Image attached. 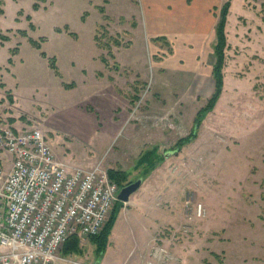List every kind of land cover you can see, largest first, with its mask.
Segmentation results:
<instances>
[{
  "label": "rangeland",
  "instance_id": "rangeland-1",
  "mask_svg": "<svg viewBox=\"0 0 264 264\" xmlns=\"http://www.w3.org/2000/svg\"><path fill=\"white\" fill-rule=\"evenodd\" d=\"M0 1L8 38L0 40V65L20 48L17 80L5 78L19 99L16 127L42 128L71 167L102 162L127 173L124 187L145 176L104 226L118 211L122 264H264V0ZM227 2L223 88L199 117L216 90V26ZM101 26L123 43L113 46L109 67L95 40ZM30 39L77 89L65 90ZM153 148L155 163L167 162L148 173L138 162ZM113 229L104 252L79 237L70 256L100 264Z\"/></svg>",
  "mask_w": 264,
  "mask_h": 264
},
{
  "label": "built area",
  "instance_id": "built-area-1",
  "mask_svg": "<svg viewBox=\"0 0 264 264\" xmlns=\"http://www.w3.org/2000/svg\"><path fill=\"white\" fill-rule=\"evenodd\" d=\"M0 148L11 156V170L0 167V264H83L62 250L102 232L121 191L108 169L60 161L40 127L5 126Z\"/></svg>",
  "mask_w": 264,
  "mask_h": 264
},
{
  "label": "trees",
  "instance_id": "trees-1",
  "mask_svg": "<svg viewBox=\"0 0 264 264\" xmlns=\"http://www.w3.org/2000/svg\"><path fill=\"white\" fill-rule=\"evenodd\" d=\"M42 1H44V0H42ZM2 5H3V3L0 1V6H2ZM229 7H230L229 2H227L225 5L222 6L221 17H220L219 22L216 26V46H215L216 64L214 67V79H215V83H216V90H215L213 97L209 101L208 106L199 113V115H198L199 117H202V115L205 112H208L209 110L213 109V107L215 106V104H216V102H217V100L220 97L221 92H222V88H223L222 70L224 67L225 48L227 45L225 27H226V18H227L228 12H229ZM33 8H34V10L37 11L40 9V6L38 5V3H35L33 5ZM99 10L102 14H105V12H106L103 7H100ZM4 14H5L4 9L0 7V15H4ZM27 20L30 22V28L32 30H35V25L32 23V17L27 16ZM66 29H68V28H66ZM100 29L104 30V32L102 33V38L99 36V33H98L97 36L95 37V40L98 44V47L107 52L106 56L101 57V61L105 64L106 67H109L110 63L108 61V56L114 57V54L112 51L113 46L119 47V46H122L123 43L119 39V36H116V37L111 36L105 27L101 26ZM57 31L60 33L61 29H57ZM21 32L24 35L26 34L25 31H21ZM71 34L74 37H76L75 33H71ZM0 40H1L2 44H4L6 41H8V38L4 34L1 33L0 34ZM29 41L34 48H36L39 51L42 50V42H38V41H35L32 39H30ZM18 52H19V46L14 48L11 51L12 56L9 58V61H8L9 64L13 63V56H15ZM41 56L48 60L50 68L55 71L57 76H60V71H59V68L57 65V59L55 57H48V55L43 51H41ZM99 76H102V73H99ZM65 87L67 89H72L75 87V85L71 83V84H66ZM137 99L138 98L133 97V98H131L130 101H131V103H134ZM192 136H194V135L192 134ZM191 138H189L188 140H191ZM157 150L158 149L153 148L151 151H149V157L146 158L147 159L146 161H144L142 159L138 162V164L143 163L144 166L148 167V169H147L148 173L153 171L154 169H156L158 167V165L162 162L160 160H157V163H155L156 162L155 161L156 160L155 155L157 154ZM146 156H148V155H146ZM108 173H109V177L112 181H114L117 184H119L120 186L124 187V185L127 181V173L125 171L118 170V169H110V170H108ZM141 178L143 179V178H145V176H142L139 179H141ZM119 203L124 204L120 201H119ZM117 214H118V211H115L114 214L112 215L111 219L109 220L108 224L103 229V232L101 235L99 234L98 236L92 237L94 239V241L98 242L97 244L100 247L101 252H104L106 249V244L108 242L109 236H110L111 231H112L114 224L116 222ZM78 239H79V237H77V236H72L68 239V241L65 243L63 250H62L64 255H70V253L79 250V240Z\"/></svg>",
  "mask_w": 264,
  "mask_h": 264
},
{
  "label": "crops",
  "instance_id": "crops-1",
  "mask_svg": "<svg viewBox=\"0 0 264 264\" xmlns=\"http://www.w3.org/2000/svg\"><path fill=\"white\" fill-rule=\"evenodd\" d=\"M47 2V1H46ZM5 15V14H4ZM3 47V46H0V48ZM13 49H11L12 51ZM20 55V48H19V52L13 56V63L12 64H9V60L7 61L6 64L4 65H0V132L1 130L5 127V126H8V125H5L4 124V121H8L11 125V127L15 128V129H19L18 127V121H15L14 120V116H13V107L17 104H19V99L18 97L16 96V94L13 92L12 88H10L7 84V82L5 81V78L7 76H10L12 78H15L17 80V77L15 75V68H16V58ZM41 55V54H40ZM45 59V58H44ZM47 60V59H46ZM49 63V62H48ZM58 65V64H57ZM75 65V64H74ZM50 67V66H49ZM59 68V67H58ZM51 69V68H50ZM52 70V69H51ZM55 74V77L59 79V81L62 83V85L64 83H66L64 81V78H63V75L60 71V76H57L55 71L52 70ZM102 72V70H100ZM67 84V83H66ZM14 85L16 86L15 89L17 88V83H14ZM2 87V88H1ZM64 87V85H63ZM66 91H71V90H75L77 88H72V89H67L66 87H64ZM6 92V93H5ZM8 92V93H7ZM110 94V93H109ZM6 95L8 97H10V100L7 99ZM13 96V97H12ZM10 101V102H9ZM93 112H95L93 110ZM55 153V151H54ZM167 162V158L165 160H163L161 163H166ZM98 163L100 162H97V161H90L88 164H87V168H92L94 167L95 165H97ZM67 165H69V163H65ZM70 166V165H69ZM75 166V165H74ZM0 167H2L4 170L6 171H10L11 170V156L9 155V153H6L4 151H2L0 149ZM71 167V166H70ZM161 166L157 167L156 170H158ZM86 168V167H85ZM153 174V173H152ZM145 179V178H143ZM145 184L144 180H143V183L140 187L139 190H141L143 188V185ZM185 190V188H183ZM182 189V190H183ZM139 190L137 192H139ZM136 192V193H137ZM137 195V194H136ZM135 195V196H136ZM134 195H132V197L130 198V201L129 203L133 200L132 198H135L133 197ZM134 201L136 202V199H134ZM133 214L131 215V217L134 216V218H136V213L135 212H132ZM119 219L117 220V223H118ZM117 223L113 229V232H112V235H111V241H113L112 243V247H110L108 249V252L107 254L104 256L103 260L101 261L100 264H122L123 263V259H124V256H125V251L126 248H123L121 249L118 244H117V237H115V228L117 226ZM116 239V241H115ZM128 249V248H127ZM112 252L113 255H116V256H113L112 257V260H110L111 258L110 257H107V255L109 256V254ZM131 253V252H129ZM80 261V260H79ZM82 263V261H80Z\"/></svg>",
  "mask_w": 264,
  "mask_h": 264
},
{
  "label": "water",
  "instance_id": "water-1",
  "mask_svg": "<svg viewBox=\"0 0 264 264\" xmlns=\"http://www.w3.org/2000/svg\"><path fill=\"white\" fill-rule=\"evenodd\" d=\"M142 183H143V179L141 178L123 187L118 196V201L124 204L128 203L132 195H134L140 189Z\"/></svg>",
  "mask_w": 264,
  "mask_h": 264
}]
</instances>
